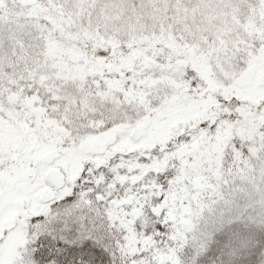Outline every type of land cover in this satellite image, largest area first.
I'll return each instance as SVG.
<instances>
[{
  "label": "snow or ice",
  "instance_id": "6c2138e0",
  "mask_svg": "<svg viewBox=\"0 0 264 264\" xmlns=\"http://www.w3.org/2000/svg\"><path fill=\"white\" fill-rule=\"evenodd\" d=\"M0 264H264V0H0Z\"/></svg>",
  "mask_w": 264,
  "mask_h": 264
}]
</instances>
